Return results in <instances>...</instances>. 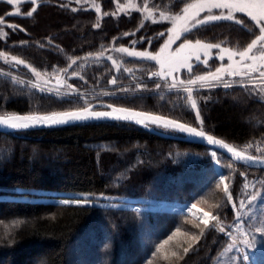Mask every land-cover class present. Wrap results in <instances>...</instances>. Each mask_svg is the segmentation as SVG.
<instances>
[{"label": "trees", "instance_id": "1", "mask_svg": "<svg viewBox=\"0 0 264 264\" xmlns=\"http://www.w3.org/2000/svg\"><path fill=\"white\" fill-rule=\"evenodd\" d=\"M92 1L77 4L76 0H40L37 11L29 17L27 12L34 6L30 1L21 3L19 13H14L13 4L0 0V29L7 34L0 36V52L4 53L0 67L36 77L29 67L11 61L15 56L49 81L61 74L74 87L110 88V80L116 77L117 83L112 86L118 90L116 94H99L100 99L94 102L101 100L202 127L242 150L246 144L264 139V84L196 89L192 97L197 109H192L186 92L163 88L165 82L150 78L151 72L131 81L129 74L116 73L107 58L97 55L118 47L158 51L172 28L171 21L161 20L159 13L180 14L196 0H139L140 6L146 4L154 11L147 19L140 10L116 13L114 0H95L101 9L97 14ZM242 20L247 27L229 21L214 22L193 30L186 38L243 49L259 30L250 18ZM97 23L99 28L94 27ZM161 32L165 33L163 37ZM184 40L182 36L179 42ZM76 58L80 59L69 68ZM148 63L152 72L158 71L155 62ZM211 70L202 64L193 68L195 73ZM74 72L78 75L71 78ZM142 85L148 89L138 87ZM87 105L41 91L0 71V115L51 113ZM197 110L203 125L195 118ZM212 151L223 162L220 170ZM245 151L264 158L254 149ZM242 172L264 176V169L237 163L207 145L123 121L0 131V264H211L226 247L228 235L209 226L185 254L183 248L190 241L183 233L200 235L204 225L182 210L78 205L50 199L84 193L125 198V203L135 205L143 198L182 207L196 204L218 215L221 226L230 232L228 224L237 210L233 203L226 202L223 185L217 188V184L224 174L237 205L245 182ZM197 224L200 227L194 226ZM177 229L182 235L160 248Z\"/></svg>", "mask_w": 264, "mask_h": 264}, {"label": "snow or ice", "instance_id": "2", "mask_svg": "<svg viewBox=\"0 0 264 264\" xmlns=\"http://www.w3.org/2000/svg\"><path fill=\"white\" fill-rule=\"evenodd\" d=\"M8 4L18 3L19 0H7ZM31 4L34 5L30 11L27 12V16L31 17L39 7L37 0H30ZM87 2V0H85ZM76 3H81V0H76ZM66 6V5H62ZM134 7V5H131ZM93 7L97 14L100 13V6L93 3ZM125 6L121 5L120 10H123ZM147 9V5H145ZM73 12H76V8L71 9ZM213 10H219L218 14H214ZM17 13H19V9H17ZM202 13H207L204 16H201ZM243 13L247 17L251 19V21L255 22V27L259 30V35L255 37L247 45V47L243 51H234L229 48H222L221 44H213V43H202L200 40H196L195 44L192 43L191 40L186 38V34L191 33L193 30L198 28L207 26L209 23L220 22V21H229L234 22L237 25H245V22L242 19H238L236 14ZM104 15H108L105 13ZM161 20H169L172 23V28L168 31L170 33L168 40L164 43L163 47L160 48V51L155 55L151 52H138V51H129L127 48H118L115 49L118 52L127 53V55L132 57H139L151 61H156L160 65V70L151 72V77H158L162 80L168 81V78H171V83L168 84L170 90L176 89L178 86L183 87V90L187 93L186 99L190 102L192 109H197V102L192 97L193 93V85L200 84L201 87H215L216 84L210 83L209 81H216L217 83H222L223 87L229 88L232 86V83L223 79V74L227 73L228 76L232 77H241V83L243 84V78L248 77L252 79V74H257V79L264 84V0H196L195 3L187 4L183 10L182 14L176 15H168L165 12L159 13ZM151 17V10L148 9V17ZM153 23H156L153 20ZM0 24H3V21L0 20ZM143 25H141L142 27ZM8 27L15 28V25H8ZM94 27L99 28L100 24L97 23ZM22 30V29H21ZM251 31V28L248 29ZM135 33H132L134 35ZM6 33L0 29V36H5ZM125 35H129V33H125ZM161 37L165 35L164 32L159 33ZM182 36H185V40L183 43H180L179 46L175 49V51L171 50V46L179 41ZM51 43V41H49ZM133 44L136 41H132ZM212 49H220V53L218 59L224 61L225 54H227V60L230 62L225 67L223 64L221 67L216 68L215 72H209L207 76H196L194 79H188L187 81L180 80L178 76H174V73H179L180 69H186L189 73L193 72V57L197 64H203L205 66L208 65L209 59H211ZM254 50L257 54H254ZM203 51L204 59H201L200 52ZM91 55V54H90ZM100 57L104 56V52H100L97 54ZM0 56H4V53L0 52ZM239 57V59H236ZM77 59H72V63L68 66L72 67V64L77 63ZM86 59V57H85ZM108 60L112 61V64L116 67V70H120L119 64L114 60L111 56L107 57ZM11 61H15L16 65H24L25 67H29L33 74L40 79L41 73L37 72L35 68H31L30 65H26L25 61L22 59H17L15 56L11 57ZM247 61H251L248 63ZM63 71H67L64 69ZM125 71H130L129 69H125ZM73 75H78V73H73ZM15 79V77H13ZM83 79V77H81ZM23 83V81H19ZM45 84L50 83V81L45 80ZM58 84H66L67 82L62 80L59 76H57ZM111 83L115 85L117 83V78L113 77ZM32 87L39 88L41 91L45 89L40 86V84H33ZM68 88H72V85H67ZM157 88H160V85H156ZM51 91V89H49ZM57 94L59 95V89H56ZM73 92L79 98V93L77 90L73 89ZM67 94V93H66ZM108 93H105L107 95ZM111 108V111H93L91 106L83 107L77 110L72 111H59L52 112L47 115H9L6 117H0V126H7L10 129H28L36 126H57L68 124L72 122L84 121L88 119H102V118H110L115 120H123V121H134L136 124L142 125L145 128L150 126H155L157 128H161L165 131H176L180 133H187L194 137H199L206 139L210 144H216L222 146L224 149H227L229 153L232 154V157L241 160V161H249L256 163H264V159H260L254 156L245 155L244 152L237 151L235 148L225 143L223 140H218L211 135H207L206 132L201 127L199 130L197 127L189 126L185 123L178 122L174 119H169L161 115H152L146 112H137L132 111L127 108H115L112 105H108ZM196 120L200 122V125H203V120L201 119V115L199 110L196 111ZM248 147H252L251 144ZM259 150V149H258ZM216 153H212V157H216ZM219 163V161H217ZM243 175V174H242ZM227 177L221 176L219 184H217V188L220 185H223V192L227 196V203H231L233 201V197L229 192L228 184L226 183ZM247 184L244 185L247 188ZM255 199V197H253ZM70 201L65 200L64 203H69ZM76 204H87L90 201L85 197L80 200L71 201ZM192 209H196L197 205L193 204ZM215 207H220L216 205ZM232 207H236L235 204H232ZM239 215L237 219H239ZM215 221L216 223L211 225L212 228L218 229L221 233H225V228L221 226L218 215H213L211 212H203V218L201 219V223L204 225L203 228H200V235H189L187 233H183V235L188 236V247L183 248V252L187 254L189 250L193 247V244L200 240V237L205 234V229H208L210 226V222ZM195 227H200L199 224L194 225ZM257 232H261L264 235V228H257ZM230 234V233H226ZM182 235L179 229L169 236L167 240L160 245V248H163L164 245H167L169 241L173 240L174 237ZM245 244H248L249 247L254 246V240L250 243L248 240L244 241ZM160 248L157 251H160ZM172 255H177V253L173 252ZM148 264H152L151 261H148Z\"/></svg>", "mask_w": 264, "mask_h": 264}, {"label": "rangeland", "instance_id": "3", "mask_svg": "<svg viewBox=\"0 0 264 264\" xmlns=\"http://www.w3.org/2000/svg\"><path fill=\"white\" fill-rule=\"evenodd\" d=\"M7 1V0H5ZM30 0H19L18 3H14V13H17V9H19V5L23 2H28ZM40 0H37V2H39ZM115 4H116V13L121 14V13H126L132 10H140L145 17H148V9H150L147 6V9L145 8V5L140 6L139 5V0H114ZM196 2V1H195ZM193 2V3H195ZM92 3H95L97 5L100 6V4L98 2H96L95 0L92 1ZM123 5L125 6L123 8V10H120V6ZM131 5H134L131 6ZM93 7V4H92ZM94 8V7H93ZM151 10V9H150ZM214 14H218L219 10H213ZM101 14V11H100ZM154 14V11L151 10V18ZM182 14V12L180 13ZM207 13H202L201 16L206 15ZM238 19H245V18H249L247 17L245 14L243 13H237L236 14ZM260 34V33H259ZM258 34V35H259ZM170 33L167 36V39L165 40V42L168 40ZM164 42V43H165ZM202 43H207L204 41H201ZM163 43V45H164ZM179 41H176V43H174L171 46V50L175 51V49L179 46ZM183 43V42H182ZM193 44H195V41H192ZM163 45L161 47H163ZM222 48H225L224 46H221ZM118 48H127L129 51H138V52H151L149 50H138V49H134V48H129V47H118ZM118 48H114L110 53H104V58H107L108 56H111L114 60L117 61V64H119L120 66V70L117 71L116 67L112 64V61L109 60L111 62V64L113 65L115 72L116 73H121V71H124L127 76V74H129L130 76V80L131 81H136L138 79V77L142 76L143 73L146 72H152L153 70L151 69V64L148 62H155L156 65V69L155 70H160V65L156 62V61H151V60H147V59H143V58H139V57H132L127 55V53H122V52H118L115 49ZM229 49H232L234 51H243L245 48L243 49H234L231 47H226ZM160 51V49L156 52H151L152 54H156ZM211 52V59H209V62L211 60H216L215 62H212L211 64H209L207 67H209L210 69H212L209 72H215L216 68L221 67V65L223 64L225 67L227 66L228 63H230L227 60V54H225V59L224 61H221L218 59L219 53H220V49H212L210 50ZM254 54H257L254 50ZM201 55V59H204V53L203 51L200 52ZM236 59H239V57H236ZM1 61V58H0ZM248 63H251V61H247ZM193 68L196 65H199L195 62L194 57H193ZM146 64H150V65H146ZM203 65V64H202ZM0 66H2V63L0 62ZM149 66V67H147ZM205 66V65H204ZM136 67V68H135ZM125 69H129L130 71H125ZM9 69H7V67L3 65V67H0V71L2 72H8L9 74H11L13 77L15 78H20L26 82L33 84H40L41 87H43L46 91H49V89H51V91L49 92H53L56 95V89H59V97L61 98H68L70 101H75L77 102L78 100L82 103H93L95 101V99H100L101 95L99 94H105L108 93V96L114 95L116 94V91L114 87L115 85H113L111 83V79L110 80V88L109 85L105 86V88L100 89L99 87H74L71 82L68 80V78L65 77H61L62 80L66 81L67 83L62 85H58L56 83H52L51 80L54 81V78L50 79V83L45 84L44 81L48 80L46 76L41 74V78L38 79L37 77H26V76H22L20 75V73L18 72H13V71H8ZM13 72V73H11ZM209 72H205V73H195L194 71L189 73L186 69H180L179 73H174V76H178L180 80H184L187 81L188 79H194L196 76H207ZM40 73V72H39ZM131 73V74H130ZM61 75V74H60ZM62 76V75H61ZM76 75H71V78H74ZM223 77H229L227 75V73L223 74ZM150 78H152L150 76ZM162 82H165V84L162 86L163 88L165 87V89L169 90V91H184L183 87L178 86L176 89H172L170 90L168 87V84H170L171 78H168V81L166 82L165 80H162ZM261 85V82H256V83H250V84H243V85H236V86H244V85ZM67 85H72V88H68ZM114 86V87H112ZM140 89L144 88V89H148V86L146 85H142V86H138ZM193 87V91H195L196 89H201V88H212V87ZM219 87V86H216ZM235 87V86H233ZM222 88H224L222 86ZM232 88V87H231ZM73 89L77 90L79 93V98L77 97V95L73 92ZM262 93H263V97H264V88L262 89ZM185 92V91H184ZM67 93V94H66ZM99 96V97H98ZM98 97V98H97ZM98 102L101 100H97ZM87 105V106H88ZM251 144L252 147H248V145ZM246 144V146H244V150H253L257 153V154H262L264 155V139L262 140H258V141H254L252 143ZM259 149V150H258ZM215 151H212V153ZM217 161H219V163H217ZM214 163L215 166L218 170H220L223 165V162L221 161V159L216 155V157L214 158ZM237 170V168H236ZM242 176L245 177V182L244 185L247 184V188H245L243 186V191L240 193L239 196H241V198L238 201V204L236 205V203L234 202V197H233V201L231 203L236 205V217L234 218V220L229 223V227L231 229V231H225V233H230L227 234L229 241L226 245V247L214 258V260L212 261L211 264H264V235H262L261 232H257L256 229L257 228H264V176H260V175H250V176H246L245 172H242ZM223 176H225L224 174H222ZM221 175V176H222ZM220 176V177H221ZM229 185V184H228ZM9 196H14L12 194H6ZM68 197H62V198H53L50 199L52 201L58 202V203H64L65 200L70 201L69 203H72L71 201L74 200H80L83 198H87L90 202L87 204H97V205H104V206H111V207H120V206H132L135 207L136 209H151V208H170L172 207L173 210H182L186 213H189L193 216H196L198 219H202L203 218V212H206V210L200 208L197 206L196 209H192V207H182L179 205H171L172 203L167 202V201H162L161 203L159 202H155L153 200H151L150 198H143L141 204L139 205H135L133 203H125L126 199L125 198H119L118 197H110V196H106V195H92V194H84V193H70L67 195ZM17 198H21V199H34L33 197L30 196H18L16 195ZM253 197H255V199H253ZM45 200H48L45 198ZM158 203V204H157ZM239 215V219H237V216ZM215 221H211L210 222V226L215 224ZM248 240L250 243L254 240V246L253 247H249L248 244H245L244 241Z\"/></svg>", "mask_w": 264, "mask_h": 264}, {"label": "water", "instance_id": "4", "mask_svg": "<svg viewBox=\"0 0 264 264\" xmlns=\"http://www.w3.org/2000/svg\"><path fill=\"white\" fill-rule=\"evenodd\" d=\"M58 76L61 78V75H58ZM51 82L58 84L57 83V76L54 77V81L51 80ZM58 85H62L63 86L64 84H58ZM108 105H112V104H108V103H105V102H96V103H93V104H91L89 106H91L93 111H111V108H109ZM112 107H115V108H127V109H130L132 111H137V112H146V111H141V110L132 109V108H128V107L117 106V105H112ZM77 109H80V108H77ZM77 109H71V110H67V111H72V110H77ZM146 113H150V112H146ZM33 114H35V115H47V114H50V113H25V114H9V115H21V116H23V115H33ZM150 114L159 115V114H155V113H150ZM9 115H0V117H6V116H9ZM161 116H164V115H161ZM164 117L169 118V119H174V118L167 117V116H164ZM174 120H176V119H174ZM91 121H123V120H115V119H110V118L88 119V120H84V121L72 122V123L63 124V125H57V126H36V127L28 128V129H10L7 126H0V131H2V132H19V131H27V130H35V129H46V128L62 127V126H67V125H71V124L91 122ZM177 121L181 122V123H185V124H187L189 126H192V127H196V126H193V125L188 124V123L183 122V121H179V120H177ZM123 122L132 123V124L138 125V126H140L142 128H145L142 125L136 124L134 121H123ZM146 129L151 130V131L156 132V133H159V134H162V135H167V136H171V137H175V138H181V139H185L187 141H191V142L207 145V146L211 147L213 150H217V151H220V152L224 153L227 157H229L230 159H232L233 161H235L237 163H241V164L246 165V166L251 167V168L264 169V163H256V162L237 160V159L232 157V154L229 153L227 151V149H224L222 146H219V145H216V144H210V143H208V141L206 139L199 138V137H194V136L189 135L187 133H180V132H176V131H172L174 133L164 132V131H161V130L157 129V127H155V126H150V127L146 128ZM199 129L200 128H198V130ZM206 134L207 135H211V136H213L214 138H216L218 140H223L225 143L229 144L230 146L235 148L237 151L244 152L246 156L250 155V156H254V157L260 158V159H264L263 157L252 155V154H250V153H248V152L236 147L235 145L229 143L228 141H226V140H224V139H222V138H220V137H218V136H216L214 134H211V133H208V132H206Z\"/></svg>", "mask_w": 264, "mask_h": 264}, {"label": "built area", "instance_id": "5", "mask_svg": "<svg viewBox=\"0 0 264 264\" xmlns=\"http://www.w3.org/2000/svg\"><path fill=\"white\" fill-rule=\"evenodd\" d=\"M256 77H257V74H255V73L252 74V79H249L248 77H244L243 78V84H250V83L260 82L259 79H257ZM223 79L231 82L232 83V86L231 87L236 86V85H243L241 83V77H232V76H229V77H223ZM209 82L210 83H213V84H216V86H219V87H222L223 86L222 83H217L216 81H209ZM193 86H195V87H201L199 83L197 85H193ZM231 87H229V88H231Z\"/></svg>", "mask_w": 264, "mask_h": 264}]
</instances>
